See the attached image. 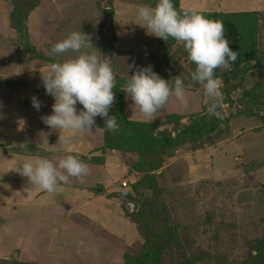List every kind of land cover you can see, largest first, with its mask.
Wrapping results in <instances>:
<instances>
[{"label": "rangeland", "instance_id": "1", "mask_svg": "<svg viewBox=\"0 0 264 264\" xmlns=\"http://www.w3.org/2000/svg\"><path fill=\"white\" fill-rule=\"evenodd\" d=\"M191 1L180 0V9L222 14L225 21L232 15L256 24L262 61L242 44L237 66L216 70L222 97L215 116L230 118V133L213 142L203 139L204 147L196 151L187 144L165 158L152 175L144 176L139 169L142 160L122 126L137 130L135 147L151 148L167 133L175 137L178 130L196 127L208 115L211 102L202 85L191 81L195 65L182 44L170 47L137 25V7H154L156 0H40L20 25L21 33L10 22L12 1L0 0V264H126L125 255L140 251L144 243L129 218L131 202L137 206L136 214L144 202L150 205L154 219L150 214L149 218L156 221V230L165 227L175 236V252L165 255L163 264H253V256L256 264H264L260 242L264 238V108L252 117L240 115L244 106L238 87L242 75L250 87L264 69V0H201L198 7L188 4ZM73 30L90 38L93 47L82 51H95L109 62L115 87L117 80H128L135 68L146 67L151 57L161 58L169 50L173 56L157 74L184 81V103L171 98L155 118L146 119L121 88L114 94V107L123 112L117 131H105L103 119L96 117L100 128L73 135L66 145L57 143L58 132L36 117L40 112L51 114L54 103L45 93L38 69L43 73L50 63L77 55L49 52L52 44ZM106 34L115 37L111 51L103 40ZM247 34H238L237 40ZM228 85L232 91L225 95L222 90ZM33 96L41 103L39 111L31 105ZM115 114L109 108V115ZM28 136L36 145L19 147L28 143ZM71 150L78 151L74 156L90 171L86 178L60 183L51 193L31 186L14 170L27 158L54 159ZM123 182L128 185L123 187ZM89 183L92 196L102 198L86 204ZM135 184L139 193H134ZM126 194L137 196L139 203ZM71 198L77 203L69 206ZM258 245L263 253L256 251Z\"/></svg>", "mask_w": 264, "mask_h": 264}, {"label": "clouds", "instance_id": "2", "mask_svg": "<svg viewBox=\"0 0 264 264\" xmlns=\"http://www.w3.org/2000/svg\"><path fill=\"white\" fill-rule=\"evenodd\" d=\"M136 16L137 25L143 27L147 34L164 41L171 37L182 44L188 61L195 65L190 74L191 81L202 85L204 96L211 101L207 113L214 115L222 97L216 70H229L237 60V52L229 47L225 38L223 22L212 20L195 9L178 11L173 0H156L154 7L139 5ZM91 47L89 36L81 31H70L52 44L49 52L52 56L64 53L77 55L50 63L43 73L38 69L45 93L54 100L51 114L41 116V121L50 131L58 132L57 143L61 145L69 143L73 135L91 133L100 128L96 126V117L103 119L105 131L115 132L119 128L116 116L109 115L114 102L116 76L106 59L98 57L95 51H82ZM128 67L133 68V65ZM185 87L179 76L165 80L148 65L135 68L122 91L144 118L152 119L171 98L183 104ZM77 104L82 107L77 109ZM31 105L37 111L41 107L35 96L31 97ZM19 147L26 145L20 144ZM14 170L27 178L31 186H38L49 193L55 191L60 183L67 184L70 178L82 179L89 173L87 163L72 154L54 159H26Z\"/></svg>", "mask_w": 264, "mask_h": 264}, {"label": "trees", "instance_id": "3", "mask_svg": "<svg viewBox=\"0 0 264 264\" xmlns=\"http://www.w3.org/2000/svg\"><path fill=\"white\" fill-rule=\"evenodd\" d=\"M13 4V10L10 14V22L11 25L21 33L20 25H24V21L27 20L29 15L40 5V0H11ZM174 7L178 11H183L180 9V0H173ZM109 14V13H107ZM206 17L215 20L221 21L224 24L225 28V38L229 41V47L237 52L243 49L241 46H244L246 52H249L257 61H262L261 57H259V52L257 51L258 45L255 38V28L256 24H251L249 21H238L236 17L232 15L229 16V20L225 21V17L222 14H204ZM224 16V17H223ZM224 20V21H223ZM253 20V19H251ZM250 25L253 27L250 29ZM240 33H249L248 36H244V39L239 41L237 40L238 34ZM103 40L107 42L108 50H112L113 45L115 43V37L111 36H103ZM168 46H173L177 42L171 37L166 40ZM244 41V42H243ZM244 44V45H242ZM169 48V47H168ZM168 50V49H167ZM169 53V50H168ZM162 54L161 58L156 56L151 57L148 65L152 66L154 72L157 73L159 71L158 68H161L168 62L169 54ZM173 55L171 54L169 58ZM237 61L234 65L237 66ZM263 64V63H262ZM261 64V65H262ZM259 78H255L251 81V86L248 87V82L246 78L242 75V79L238 82V87H242V96L241 102L244 106L243 111L240 112V115H248L250 117L254 116L256 112L260 111L264 108V69L259 72ZM254 77L252 75L250 79ZM127 80H117L116 87L113 88V92L119 93L122 86L126 83ZM223 93L226 95L232 91L231 85L223 87ZM115 104L111 105L110 109L113 113H116V119L118 123L121 121V115L123 112L118 111L115 107ZM124 134L127 136L126 140H128L129 145L138 153L140 159L142 160L140 172L145 175H152L155 171H157L164 162L165 158L173 157L174 154L183 148L185 145L190 144L191 149L196 151L198 149H202L204 147L205 138H210V141H214L216 138L227 135L231 131L230 127V118L224 117H216L214 115L205 116L202 121L196 126L191 128H184L178 130V133L175 137H172L171 134L167 133L163 135L158 143H153L152 147H148L144 145V147H135V142L132 141L135 136H137L138 132L132 127L128 125H123ZM146 131V130H145ZM136 133V135H135ZM132 141V142H131ZM20 151H22L20 149ZM24 154V150L21 152ZM150 177V176H149ZM134 193L138 192V186L135 184L133 186ZM135 195V194H134ZM136 196V195H135ZM126 198L135 203H139L138 197L134 198L131 194H126ZM144 202L141 208L139 209L136 216L133 219H130L136 225L137 232L139 236L143 239L144 243L141 246L140 251H132L125 255V263L126 264H163L165 261V255L170 254L171 252H175L174 237L170 234L164 227L162 232H158L154 226V222L152 221L154 217L150 213V205H146ZM146 205V206H145ZM149 214L152 216V220L149 218ZM130 218V217H129ZM262 246L264 247V238L262 241ZM262 247L259 245L256 247V251H260ZM252 256V254L250 255ZM256 264L255 256L253 259L250 258V263Z\"/></svg>", "mask_w": 264, "mask_h": 264}, {"label": "crops", "instance_id": "4", "mask_svg": "<svg viewBox=\"0 0 264 264\" xmlns=\"http://www.w3.org/2000/svg\"><path fill=\"white\" fill-rule=\"evenodd\" d=\"M192 3V6H201L202 4V2H201V0H192L191 2H189L188 4H191ZM200 3V4H199ZM205 7V6H204ZM39 97V96H38ZM13 101L15 100L14 98L12 99ZM40 116H42V113L40 112V113H38V115L36 116V117H40ZM65 135L66 134H68V133H64ZM29 137V141H28V143L27 144H25V145H30V144H35L34 142H33V140L31 139V137L30 136H28ZM36 145V144H35ZM71 149V148H70ZM74 151H76V152H74ZM78 153V151L77 150H71L70 152H65V154H72V155H79V154H77ZM24 156V155H23ZM24 157H26V156H24ZM30 157V156H29ZM34 157H37V156H34ZM27 158V157H26ZM37 158H39V157H37ZM27 159H30V158H27ZM32 159H36V158H32ZM89 171H90V169H89ZM87 176V175H86ZM86 176H84L85 178H86ZM91 177H92V174L91 175H89V177H88V179L87 180H91ZM84 180V179H83ZM89 180V181H90ZM89 185H91V183H89V184H87L86 186H85V197H84V199H85V201H83V202H85L86 204H88V202L91 200H94V199H97V198H102L101 197V195H98V197H93L92 196V190H90V188L91 187H88ZM103 193V192H102ZM68 200V205L70 206L71 204H74V203H77V198H71V199H67ZM79 203L81 202L80 200L78 201ZM63 205H67L66 203H63ZM63 208H65V209H67L66 207H63ZM71 211V212H70ZM69 212H70V214L73 212L72 210H69Z\"/></svg>", "mask_w": 264, "mask_h": 264}, {"label": "water", "instance_id": "5", "mask_svg": "<svg viewBox=\"0 0 264 264\" xmlns=\"http://www.w3.org/2000/svg\"><path fill=\"white\" fill-rule=\"evenodd\" d=\"M109 34H111V32H109ZM109 34H106L107 36L109 35ZM129 206H130V210H131V212H130V218L131 219H133L134 218V216H135V214H136V209H137V206H136V204H134V203H130L129 204Z\"/></svg>", "mask_w": 264, "mask_h": 264}, {"label": "built area", "instance_id": "6", "mask_svg": "<svg viewBox=\"0 0 264 264\" xmlns=\"http://www.w3.org/2000/svg\"><path fill=\"white\" fill-rule=\"evenodd\" d=\"M127 185H128L127 182H123L122 184L123 187H126Z\"/></svg>", "mask_w": 264, "mask_h": 264}]
</instances>
